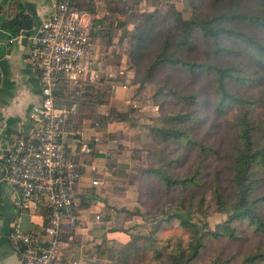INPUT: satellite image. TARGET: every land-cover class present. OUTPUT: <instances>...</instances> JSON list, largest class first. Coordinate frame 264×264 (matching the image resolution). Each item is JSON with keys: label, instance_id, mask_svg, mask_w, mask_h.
<instances>
[{"label": "rangeland", "instance_id": "374dc122", "mask_svg": "<svg viewBox=\"0 0 264 264\" xmlns=\"http://www.w3.org/2000/svg\"><path fill=\"white\" fill-rule=\"evenodd\" d=\"M216 4L214 0H94L91 26L95 18L103 21L91 41L97 79L91 84L90 97L82 106L76 104L67 128L91 146L103 174L102 185L84 189L86 197L81 202L98 212L92 213V221L109 226L111 235L127 241L143 238L159 252L202 232H213L228 218L212 196L214 189L225 196L231 193L228 154L236 140L232 123L239 109L215 106L217 96L204 71L160 66L147 76L173 25L172 12L186 9L208 15ZM145 26L151 37L144 48L136 49L137 39L131 34ZM204 48L189 46L180 53L204 60ZM218 62L237 64L227 56ZM246 77L250 81L230 87L238 95L259 100L255 108L264 117V89L254 85V76ZM168 127L183 129L187 139L165 141L157 129ZM201 146L215 153L201 151ZM156 171L180 179L193 175L195 183L168 188ZM261 176L257 193L264 192V173ZM260 210L264 217V205ZM173 212L187 219L189 228H183L179 220H169ZM107 218H112L109 225ZM256 247H264V237L252 231L235 242L207 235L193 264H207L214 256L239 259Z\"/></svg>", "mask_w": 264, "mask_h": 264}, {"label": "trees", "instance_id": "16d2710c", "mask_svg": "<svg viewBox=\"0 0 264 264\" xmlns=\"http://www.w3.org/2000/svg\"><path fill=\"white\" fill-rule=\"evenodd\" d=\"M214 1L217 4L208 15L189 13L186 9L172 12L173 25L167 29L160 49L149 64L147 76H153L160 66L180 68L191 73L204 71L210 76L217 96L215 106L219 109H239V114L232 123L236 140L228 154L231 193L225 196L221 190L214 189L212 196L216 207L225 212L228 218L215 231L192 236L186 243L178 241L164 252L154 250L143 238L129 239L117 248H107L105 241H102L97 255L101 258L108 253L111 264H193L203 247V238L207 235L223 237L230 242L244 240L249 231L264 237V217L260 212L264 205V192L257 193L264 173V117L255 108L259 100L238 95L230 87L231 83L243 85L245 81H250L246 77L248 74L254 76L251 80L254 85L264 89V0ZM75 7L89 15L90 19L95 17L94 0H76ZM18 8L20 11L3 26L13 36H19L22 31H29L34 26V19L22 12V7ZM147 16L151 18L152 15ZM100 27H103V21L95 18L90 31L91 39L98 35ZM137 31L134 30L131 36L132 39H137L136 49H142L151 36L147 26L140 32ZM202 45L205 46L204 60L189 59L180 53L186 47L201 48ZM223 56L236 59L237 64L219 63ZM239 64L242 67H238ZM91 88L89 84L82 89L75 100L78 106H82L90 97ZM60 92L63 103H69L70 91L66 85H61ZM182 118L187 119V116ZM67 125L68 120L66 128ZM157 132L165 141L186 140L188 137L183 129L177 128H160ZM200 150L215 153V149L207 146H201ZM92 157H96V154L92 153ZM156 172L168 188L195 183L193 175L180 179ZM78 192L82 194L79 195L78 209L89 208L88 202H81V198L86 197L85 192ZM167 218L179 220L183 228H189V221L178 212H173ZM214 257L207 264H264V247L253 248L239 259L234 256Z\"/></svg>", "mask_w": 264, "mask_h": 264}, {"label": "built area", "instance_id": "2783aa9c", "mask_svg": "<svg viewBox=\"0 0 264 264\" xmlns=\"http://www.w3.org/2000/svg\"><path fill=\"white\" fill-rule=\"evenodd\" d=\"M75 1L55 0L53 12L30 33L29 58L40 99L2 154L4 180L16 193L17 205L46 212L40 231L26 232L13 220L9 247L20 264H56L61 243L72 241L85 224L78 209L82 179H88V188L102 185L103 171L91 146L66 128L75 100L97 79L90 57L91 20ZM61 85L70 91L69 103H63Z\"/></svg>", "mask_w": 264, "mask_h": 264}, {"label": "crops", "instance_id": "0c3cea01", "mask_svg": "<svg viewBox=\"0 0 264 264\" xmlns=\"http://www.w3.org/2000/svg\"><path fill=\"white\" fill-rule=\"evenodd\" d=\"M54 5L55 0H0V264H20L19 257L9 247L13 220L26 232L40 231L46 224L43 207L28 211L17 205L16 193L4 180L2 154L11 138L20 132L29 109L40 99L37 75L29 58V36L32 29L53 12ZM18 6L34 19V26L13 36L3 26L20 11ZM84 189H88L87 178L82 179L79 190ZM91 209H81L85 224L74 232L72 241L61 243L56 264H111L108 253L98 257V246L105 241L107 248H117L127 241L111 235L109 226L93 222L92 213L98 212ZM95 209L100 208L95 206ZM111 220L107 218L106 224H111Z\"/></svg>", "mask_w": 264, "mask_h": 264}]
</instances>
